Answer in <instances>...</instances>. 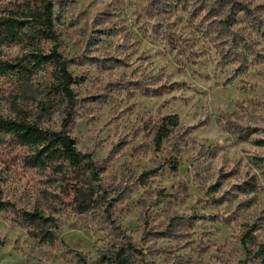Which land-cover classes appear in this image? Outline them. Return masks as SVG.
I'll list each match as a JSON object with an SVG mask.
<instances>
[{"label":"rangeland","instance_id":"374dc122","mask_svg":"<svg viewBox=\"0 0 264 264\" xmlns=\"http://www.w3.org/2000/svg\"><path fill=\"white\" fill-rule=\"evenodd\" d=\"M28 1L0 0L3 60L54 47ZM53 1L101 179L0 133V264H264V0ZM57 72L0 74V116L60 130Z\"/></svg>","mask_w":264,"mask_h":264},{"label":"trees","instance_id":"16d2710c","mask_svg":"<svg viewBox=\"0 0 264 264\" xmlns=\"http://www.w3.org/2000/svg\"><path fill=\"white\" fill-rule=\"evenodd\" d=\"M29 1L24 3L27 9L30 7ZM34 1L38 2V4L42 6V13L39 14L38 19H36L42 26L40 36L41 38L53 41L54 47L49 53H43L42 51L32 52L28 57L22 59L21 61L14 62L0 58V74L12 72L30 74L34 70L39 69L46 64L54 62L57 63V78L61 93L67 104L66 117L63 119L61 129L53 131L42 128L36 123L18 121L0 116V133L11 134L13 139L21 145L35 147L36 153L31 161L32 165H43V161L46 157H50V159H54L55 161L65 160L68 162L70 167L74 169L77 168L76 170L78 174H82L84 171L94 182H98L101 179L99 167L90 154L82 153L77 149L75 141L69 131V127L74 121L75 106L77 104V95L73 88L77 79L69 70V60L59 51L60 39L55 29L54 1ZM242 5V10L248 11L249 7L247 4ZM235 6L236 2L231 1V5L229 6L231 15L236 13L237 9ZM31 20L32 19H21L20 17L10 16L7 18L6 22H9L10 28L13 32H15L14 38H19L18 32L23 27H26ZM223 22L229 24V19L226 18ZM260 23L264 24V19H262ZM262 33H264V31H262ZM1 37L4 39L1 41L0 45L5 42H9L11 39L10 36L2 32L0 26V38ZM262 142H264V140ZM79 169H82L83 171ZM91 194L93 196L95 194V190L92 189ZM91 198L92 197H90V199ZM28 218L34 220L36 219V216L30 213Z\"/></svg>","mask_w":264,"mask_h":264}]
</instances>
